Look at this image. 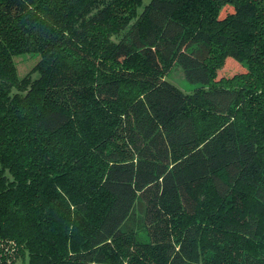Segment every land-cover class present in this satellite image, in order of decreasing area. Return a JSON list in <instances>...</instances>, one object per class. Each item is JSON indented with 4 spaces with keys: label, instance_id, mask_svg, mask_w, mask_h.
Wrapping results in <instances>:
<instances>
[{
    "label": "trees",
    "instance_id": "trees-1",
    "mask_svg": "<svg viewBox=\"0 0 264 264\" xmlns=\"http://www.w3.org/2000/svg\"><path fill=\"white\" fill-rule=\"evenodd\" d=\"M18 259L264 264V0H0V264Z\"/></svg>",
    "mask_w": 264,
    "mask_h": 264
},
{
    "label": "rangeland",
    "instance_id": "rangeland-1",
    "mask_svg": "<svg viewBox=\"0 0 264 264\" xmlns=\"http://www.w3.org/2000/svg\"><path fill=\"white\" fill-rule=\"evenodd\" d=\"M145 3L149 2L150 0H144ZM16 62L18 63L19 73L20 75H25L28 73L31 68L34 66V64L37 61V57L32 54H21L19 56L15 57ZM238 64L235 62H231L228 65H226V69H224L225 72L231 73L237 68ZM169 78L177 84L180 88L186 91H192L195 86L191 84L184 73V70L180 65L174 66V68L170 71ZM15 264H29L24 259H18Z\"/></svg>",
    "mask_w": 264,
    "mask_h": 264
}]
</instances>
